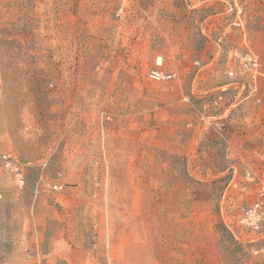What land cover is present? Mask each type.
Segmentation results:
<instances>
[{"label": "rangeland", "instance_id": "rangeland-1", "mask_svg": "<svg viewBox=\"0 0 264 264\" xmlns=\"http://www.w3.org/2000/svg\"><path fill=\"white\" fill-rule=\"evenodd\" d=\"M0 255L264 264V0H0Z\"/></svg>", "mask_w": 264, "mask_h": 264}, {"label": "crops", "instance_id": "crops-1", "mask_svg": "<svg viewBox=\"0 0 264 264\" xmlns=\"http://www.w3.org/2000/svg\"><path fill=\"white\" fill-rule=\"evenodd\" d=\"M37 243V242H36ZM0 258H1V255H0ZM8 258V259H7ZM10 259H11V253L10 254H5L4 256H3V261L4 260H7V261H10Z\"/></svg>", "mask_w": 264, "mask_h": 264}, {"label": "built area", "instance_id": "built-area-1", "mask_svg": "<svg viewBox=\"0 0 264 264\" xmlns=\"http://www.w3.org/2000/svg\"><path fill=\"white\" fill-rule=\"evenodd\" d=\"M258 206V205H257Z\"/></svg>", "mask_w": 264, "mask_h": 264}]
</instances>
